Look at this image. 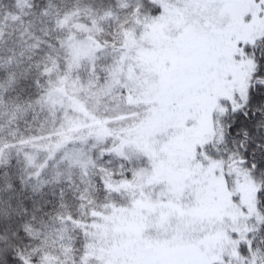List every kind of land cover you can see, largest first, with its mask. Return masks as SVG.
<instances>
[{"label": "snow or ice", "instance_id": "snow-or-ice-1", "mask_svg": "<svg viewBox=\"0 0 264 264\" xmlns=\"http://www.w3.org/2000/svg\"><path fill=\"white\" fill-rule=\"evenodd\" d=\"M0 264H264V0H0Z\"/></svg>", "mask_w": 264, "mask_h": 264}]
</instances>
